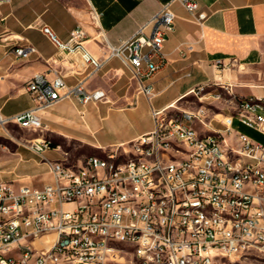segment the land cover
<instances>
[{
  "label": "built area",
  "instance_id": "2783aa9c",
  "mask_svg": "<svg viewBox=\"0 0 264 264\" xmlns=\"http://www.w3.org/2000/svg\"><path fill=\"white\" fill-rule=\"evenodd\" d=\"M179 1L204 28L208 14L198 1ZM11 2L0 0V6ZM175 27L170 2L132 37L107 43L105 57L89 49L83 26L66 40L47 23L40 31L85 65L89 77L111 58L121 59L152 104L153 80L168 63L164 46ZM190 48L178 47L185 56ZM33 51L18 47L16 54ZM29 90L36 106L9 117L0 110L1 125L37 132L44 128L41 111L60 101L98 104L107 98L84 81L69 85L57 70L36 75ZM151 112L154 129L124 149L127 158L111 151L69 165L46 157L57 148L51 140L29 142L50 164L53 180L42 187L0 181V264H264V142L234 128L238 121L264 136V105L238 100L234 112L210 122L203 108L172 114L152 105ZM72 232H80L79 241H72Z\"/></svg>",
  "mask_w": 264,
  "mask_h": 264
},
{
  "label": "crops",
  "instance_id": "0c3cea01",
  "mask_svg": "<svg viewBox=\"0 0 264 264\" xmlns=\"http://www.w3.org/2000/svg\"><path fill=\"white\" fill-rule=\"evenodd\" d=\"M197 1L200 11L208 14L204 28L179 0H92L99 14L102 43L86 24L84 10L67 0H12L1 5L0 110L4 117L35 107L29 84L36 75L52 70L64 75L69 85L84 81L90 90H105L107 98L98 104L73 98L41 111L44 128L31 130V138L18 140L11 168L0 170V181L42 187L53 180L48 162L35 154L27 156L32 153L27 144L32 139L51 140L59 151L62 139L78 140L96 150H114L154 129L152 105L168 110L207 83L231 91L248 87L253 97L260 95L254 86L264 80V0ZM170 2L176 27L164 46L168 63L153 80L156 96L152 104L121 59L111 58L89 77L85 65L59 52L40 31V25L47 23L66 40L72 30L85 26L89 49L105 57L108 44L118 45L132 37ZM181 44L191 47L186 56L178 49ZM29 46L35 51L28 57L16 54L18 47ZM61 155L58 160L66 161Z\"/></svg>",
  "mask_w": 264,
  "mask_h": 264
},
{
  "label": "rangeland",
  "instance_id": "374dc122",
  "mask_svg": "<svg viewBox=\"0 0 264 264\" xmlns=\"http://www.w3.org/2000/svg\"><path fill=\"white\" fill-rule=\"evenodd\" d=\"M84 10L85 14V22L88 26H90V30L97 37V40L101 42L103 36L99 33V24L96 19L95 11L92 5L87 0H67ZM89 35V31L87 27L83 26ZM90 37V35H89ZM102 43V42H101ZM103 45V44H102ZM257 86H254L256 90L260 93H264V80H259ZM204 89L200 90L199 88L195 89L192 93L185 96L179 102L175 104V106L168 109V111L172 114L180 113L182 110H199L205 109L207 114L206 121L210 122L211 119L220 113L230 114L235 111L236 101L241 100L242 98H249L255 96V94H251L248 87H242L243 91H231L227 87H224L221 84L210 82L204 85ZM255 93V90H252ZM145 104V103H144ZM147 106V104H146ZM213 125L216 128H224L220 123L215 121ZM196 128L199 131L206 130V127L202 124H195ZM235 130H238L242 133H245L256 140H260L264 142V136L251 130L240 122H235L234 124ZM33 135L32 131L26 128H21L16 123H9L5 126L0 124V170L3 169L7 172L8 169L11 168L9 162L14 158L12 152L16 151L18 146V140H26L31 138ZM28 148H29V142ZM62 149L61 152L64 153L67 158V164L69 165H78L81 164L87 157L96 155L100 157H105L108 152L115 151L118 153L121 158H127L128 155L124 152L125 148H132V144H127L116 148L114 150H96L92 147L84 144L78 140H61ZM30 150V149H29ZM31 151V150H30ZM57 149H51L46 152V156L51 160L61 159L63 156L61 152ZM11 152V153H10ZM32 152V151H31ZM34 153H29L27 156L32 157ZM36 155V154H35ZM37 156V155H36ZM2 167V168H1ZM237 264H260L259 262L254 261H246L244 263Z\"/></svg>",
  "mask_w": 264,
  "mask_h": 264
},
{
  "label": "bare ground",
  "instance_id": "6f19581e",
  "mask_svg": "<svg viewBox=\"0 0 264 264\" xmlns=\"http://www.w3.org/2000/svg\"><path fill=\"white\" fill-rule=\"evenodd\" d=\"M240 102L242 103L256 102V105H264V97L242 98ZM218 117H221V115H219ZM97 159H104V157L97 156ZM79 239H80V232H72V241H79Z\"/></svg>",
  "mask_w": 264,
  "mask_h": 264
},
{
  "label": "trees",
  "instance_id": "16d2710c",
  "mask_svg": "<svg viewBox=\"0 0 264 264\" xmlns=\"http://www.w3.org/2000/svg\"><path fill=\"white\" fill-rule=\"evenodd\" d=\"M53 144H54V142H53ZM55 145V144H54Z\"/></svg>",
  "mask_w": 264,
  "mask_h": 264
}]
</instances>
